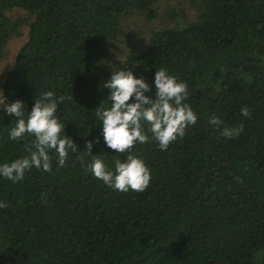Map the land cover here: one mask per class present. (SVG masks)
I'll use <instances>...</instances> for the list:
<instances>
[{
  "label": "trees",
  "instance_id": "1",
  "mask_svg": "<svg viewBox=\"0 0 264 264\" xmlns=\"http://www.w3.org/2000/svg\"><path fill=\"white\" fill-rule=\"evenodd\" d=\"M190 3L191 19L151 27L141 48L109 64L106 43L124 34L123 20L152 22L157 0H0V58L26 25L0 95L22 100L25 118L42 93L63 97L56 116L78 146L63 166L50 150L51 171L33 167L16 183L0 175V264H264V0ZM14 7L25 15L10 16ZM122 68L153 98L155 72L167 69L197 114L167 150L154 140L131 150L150 168L143 192L114 190L81 164L88 140L110 169L129 154L108 148L95 111L111 107L101 85ZM16 119L0 107V164L28 155L34 139H9Z\"/></svg>",
  "mask_w": 264,
  "mask_h": 264
},
{
  "label": "clouds",
  "instance_id": "2",
  "mask_svg": "<svg viewBox=\"0 0 264 264\" xmlns=\"http://www.w3.org/2000/svg\"><path fill=\"white\" fill-rule=\"evenodd\" d=\"M155 98L145 95L151 91L150 84L137 77L130 69L112 71L110 78L101 87L110 89L108 99L112 101L110 108L103 102L95 109L96 116L102 121V134L108 148L116 153L128 152L125 160L115 159V168L110 169L101 154H93V141L85 142V152L81 156V164L86 171H91L95 178L102 180L107 186L120 192L129 190L143 192L151 180L150 168L141 155L132 153L137 143L144 144L152 140L158 142L162 150H167L176 139L183 138L186 129L195 125L197 114L192 107L184 103L188 97V85L176 76L170 75L165 68L155 72ZM3 92V91H2ZM134 102H130L132 98ZM7 98L0 95V107L9 116H15V125L10 129L9 139L20 140L29 135L34 137L30 144L25 145L28 155L11 162L0 164V175L13 183L24 178L26 170L33 167L43 171L52 170L50 150L57 154L60 166L65 164L69 150L76 151L77 144L66 135V125L56 116L58 102L52 91H46L36 99L31 111L25 118V103L17 99L6 102ZM242 115H251L248 107L241 108ZM209 123L217 128L223 123L218 116H211ZM145 124L148 125L145 129ZM243 131L239 128H223L222 135L231 138ZM151 133L149 136L147 133ZM99 142V138L96 139ZM84 155L92 157L90 163H84ZM7 205L0 202V208Z\"/></svg>",
  "mask_w": 264,
  "mask_h": 264
},
{
  "label": "rangeland",
  "instance_id": "3",
  "mask_svg": "<svg viewBox=\"0 0 264 264\" xmlns=\"http://www.w3.org/2000/svg\"><path fill=\"white\" fill-rule=\"evenodd\" d=\"M156 10L158 16L152 22H147L137 15L123 20L121 27L124 34L106 43L109 51L107 60L109 64L141 48L147 39L148 31L151 27L155 28L175 22L181 23L184 20L191 19L194 15V8L190 0H157ZM8 13L12 17L25 15V12L17 7L10 9ZM25 37L26 25H22L19 28V33L8 38L5 42L3 56L0 58V81L9 67L17 47Z\"/></svg>",
  "mask_w": 264,
  "mask_h": 264
}]
</instances>
